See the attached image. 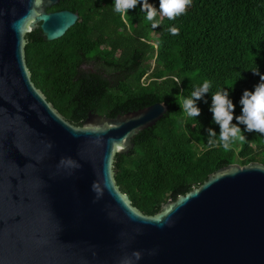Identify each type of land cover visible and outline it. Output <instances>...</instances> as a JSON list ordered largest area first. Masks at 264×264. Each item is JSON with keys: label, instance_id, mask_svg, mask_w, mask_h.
Masks as SVG:
<instances>
[{"label": "water", "instance_id": "1", "mask_svg": "<svg viewBox=\"0 0 264 264\" xmlns=\"http://www.w3.org/2000/svg\"><path fill=\"white\" fill-rule=\"evenodd\" d=\"M58 2L0 0V264H264L263 165L229 164L177 187L152 216L114 185L119 157L166 113L145 95L93 114L135 56L76 67L84 79L70 119L80 127L34 88L24 44L57 40L77 20L46 12Z\"/></svg>", "mask_w": 264, "mask_h": 264}, {"label": "trees", "instance_id": "2", "mask_svg": "<svg viewBox=\"0 0 264 264\" xmlns=\"http://www.w3.org/2000/svg\"><path fill=\"white\" fill-rule=\"evenodd\" d=\"M149 3L159 9V0ZM113 5L114 0H59L46 12L76 13V22L57 40L25 43L23 59L34 88L66 122L80 127L83 118L70 119L84 79L76 67L96 61L123 67L136 57L135 70L106 89L93 108V114L106 116L145 95L166 106L149 135L116 165L114 185L130 206L152 216L177 187L199 184L219 168L264 166V134L247 132L244 125L239 127L246 139L229 150L207 145V129L220 132L209 111L211 95L228 90L239 116L243 92L253 91L264 75V0H192L173 20L157 12L156 28L142 5L126 15ZM170 27L179 34L172 35ZM204 80L212 86L197 102L201 115L188 117L179 104Z\"/></svg>", "mask_w": 264, "mask_h": 264}, {"label": "clouds", "instance_id": "3", "mask_svg": "<svg viewBox=\"0 0 264 264\" xmlns=\"http://www.w3.org/2000/svg\"><path fill=\"white\" fill-rule=\"evenodd\" d=\"M191 3L192 0H159V9L157 10L149 3V0H114L113 8L117 13L126 15L129 10L135 9L140 4L142 5L141 11L146 13V19L152 22L153 28H156L159 26V22L155 19L157 12L169 20H173L184 14ZM168 30L172 35L179 34V30L175 27H170ZM256 74L259 75L258 71ZM211 86L210 81L204 80L201 85L194 87L190 96L183 98L182 104L179 105L186 116L196 118L201 115L197 102L209 93ZM211 99L212 104L209 111L213 114V121L219 126L220 132L217 136L214 130L207 129V145L210 148L219 145L225 150H229L237 140L244 141L246 138L239 125H244L247 132L264 134V75L260 76V83L254 86L253 91L245 90L243 92L239 101L241 106L239 116H234L235 105L229 99L228 90L217 89L211 95ZM234 119L237 121L236 124L233 123ZM133 255L136 259L140 258L139 253H133ZM122 264H128V261L126 260Z\"/></svg>", "mask_w": 264, "mask_h": 264}, {"label": "rangeland", "instance_id": "4", "mask_svg": "<svg viewBox=\"0 0 264 264\" xmlns=\"http://www.w3.org/2000/svg\"><path fill=\"white\" fill-rule=\"evenodd\" d=\"M233 145H234V143H233ZM233 145H232V147H233ZM232 147H231V148H232Z\"/></svg>", "mask_w": 264, "mask_h": 264}]
</instances>
